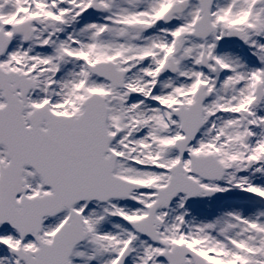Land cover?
<instances>
[{"label":"snow or ice","instance_id":"6c2138e0","mask_svg":"<svg viewBox=\"0 0 264 264\" xmlns=\"http://www.w3.org/2000/svg\"><path fill=\"white\" fill-rule=\"evenodd\" d=\"M0 264H264V0H0Z\"/></svg>","mask_w":264,"mask_h":264}]
</instances>
